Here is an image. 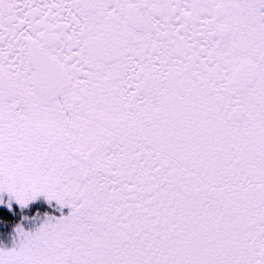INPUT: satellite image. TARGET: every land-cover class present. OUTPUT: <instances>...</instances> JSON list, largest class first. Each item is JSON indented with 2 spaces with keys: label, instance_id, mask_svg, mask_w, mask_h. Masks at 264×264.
Masks as SVG:
<instances>
[{
  "label": "snow or ice",
  "instance_id": "snow-or-ice-1",
  "mask_svg": "<svg viewBox=\"0 0 264 264\" xmlns=\"http://www.w3.org/2000/svg\"><path fill=\"white\" fill-rule=\"evenodd\" d=\"M0 264H264V0H0Z\"/></svg>",
  "mask_w": 264,
  "mask_h": 264
}]
</instances>
